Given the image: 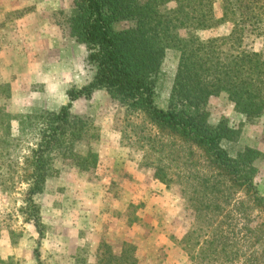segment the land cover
Segmentation results:
<instances>
[{"label": "rangeland", "instance_id": "obj_1", "mask_svg": "<svg viewBox=\"0 0 264 264\" xmlns=\"http://www.w3.org/2000/svg\"><path fill=\"white\" fill-rule=\"evenodd\" d=\"M46 1L0 8V147L20 138L17 151L0 154V264H36L37 248L44 264H124L126 257L131 264H264V205L249 185L235 187L206 150L103 88L72 103L71 115L84 119L87 132L75 155L52 156L43 191L33 195L42 236L26 221V177L35 148L27 116L59 110L69 101L67 91L86 86L95 74L86 45L70 32L74 0H61L55 9ZM177 1L163 7L174 9ZM223 1L212 0L216 23L198 31L201 40L230 34ZM249 1L264 13V0ZM29 15L36 23L16 35V20ZM132 25L120 21L114 28ZM50 28L59 34H36ZM244 45L264 51V40L248 32ZM178 63L179 51L167 49L154 78L158 108L168 106ZM202 109L209 125L224 121L238 131L221 143L231 158L246 147L258 153L251 186L264 199V112L247 118L224 93L209 96Z\"/></svg>", "mask_w": 264, "mask_h": 264}, {"label": "trees", "instance_id": "obj_2", "mask_svg": "<svg viewBox=\"0 0 264 264\" xmlns=\"http://www.w3.org/2000/svg\"><path fill=\"white\" fill-rule=\"evenodd\" d=\"M169 1L172 0H74L75 8L68 20L70 32L86 45L95 74L86 86L67 91L69 101L59 110L27 116V126L35 133V148L28 163L24 214L40 236V210L33 195L43 191L52 156L75 155L87 132L84 119L71 115L72 103L100 88L129 109L146 113L155 125L206 150L213 163L227 171L235 187L248 184L257 203L264 205V199L251 186V164L258 153L246 147L237 159L231 158L221 143L238 131L224 121L214 127L209 125L202 109L209 96L224 93L247 118L264 112V51L244 45L246 32L264 40V13L249 0H238L234 7L231 0H224V17L232 23L230 34L201 40L198 31L216 23L212 0H179L174 9L167 10L163 6ZM120 21L133 25L116 30L114 24ZM180 30L185 36L180 35ZM167 49L179 51V63L168 106L161 109L154 104V78ZM9 141L1 142L0 154L17 151L20 138ZM88 156L89 167H93L96 157L91 151ZM74 164L81 169L86 166ZM239 165L244 169H237ZM34 255L36 264H44L38 248ZM124 260V264H131L134 259Z\"/></svg>", "mask_w": 264, "mask_h": 264}, {"label": "crops", "instance_id": "obj_3", "mask_svg": "<svg viewBox=\"0 0 264 264\" xmlns=\"http://www.w3.org/2000/svg\"><path fill=\"white\" fill-rule=\"evenodd\" d=\"M47 4V7L48 8H52V9H55L56 7H59L61 5V0H48L45 2ZM28 4V3H27ZM23 5H22V2L21 0L18 1V0H0V8H4V11H11V10H16L18 8H21ZM31 15L27 16L26 18L24 19H19L21 18V16L18 18L19 20H16V29H14L16 35L20 34L22 35L23 33H25V27L27 25L31 26V25H34L36 23V21H34V19H31L30 17ZM38 33L36 34H42V35H57V33L59 34V30H55L54 28H50L49 30H44V31H37ZM32 43H36V44H39L38 41L37 42H34L32 41Z\"/></svg>", "mask_w": 264, "mask_h": 264}]
</instances>
